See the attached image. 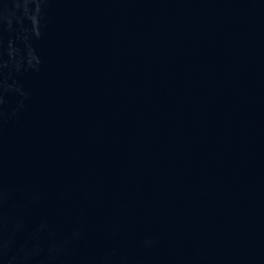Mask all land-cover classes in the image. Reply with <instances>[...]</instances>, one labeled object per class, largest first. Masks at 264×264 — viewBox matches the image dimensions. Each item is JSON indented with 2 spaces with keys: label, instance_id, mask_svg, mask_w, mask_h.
I'll return each instance as SVG.
<instances>
[{
  "label": "water",
  "instance_id": "obj_1",
  "mask_svg": "<svg viewBox=\"0 0 264 264\" xmlns=\"http://www.w3.org/2000/svg\"><path fill=\"white\" fill-rule=\"evenodd\" d=\"M0 264H264V0H0Z\"/></svg>",
  "mask_w": 264,
  "mask_h": 264
}]
</instances>
